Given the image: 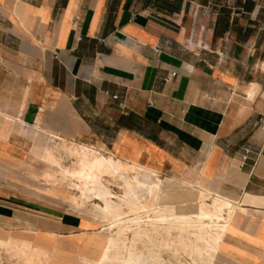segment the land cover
<instances>
[{
    "label": "crops",
    "instance_id": "crops-1",
    "mask_svg": "<svg viewBox=\"0 0 264 264\" xmlns=\"http://www.w3.org/2000/svg\"><path fill=\"white\" fill-rule=\"evenodd\" d=\"M68 145L228 198L209 264H264V0H0V264L92 249L45 179Z\"/></svg>",
    "mask_w": 264,
    "mask_h": 264
},
{
    "label": "rangeland",
    "instance_id": "rangeland-1",
    "mask_svg": "<svg viewBox=\"0 0 264 264\" xmlns=\"http://www.w3.org/2000/svg\"><path fill=\"white\" fill-rule=\"evenodd\" d=\"M53 148L43 158L56 168L45 179L61 183V209L94 220L77 234L92 249L77 250L73 264L210 263L235 209L228 198L153 171L126 173L116 159L84 146L63 147L59 162ZM30 244L6 250L26 264H53L51 255Z\"/></svg>",
    "mask_w": 264,
    "mask_h": 264
},
{
    "label": "built area",
    "instance_id": "built-area-1",
    "mask_svg": "<svg viewBox=\"0 0 264 264\" xmlns=\"http://www.w3.org/2000/svg\"><path fill=\"white\" fill-rule=\"evenodd\" d=\"M112 97H116V94H111ZM248 152L247 148H243V153H242V157L244 158L246 153Z\"/></svg>",
    "mask_w": 264,
    "mask_h": 264
},
{
    "label": "bare ground",
    "instance_id": "bare-ground-1",
    "mask_svg": "<svg viewBox=\"0 0 264 264\" xmlns=\"http://www.w3.org/2000/svg\"><path fill=\"white\" fill-rule=\"evenodd\" d=\"M141 169H144V170H147V171H152L151 169H148V168H141Z\"/></svg>",
    "mask_w": 264,
    "mask_h": 264
}]
</instances>
